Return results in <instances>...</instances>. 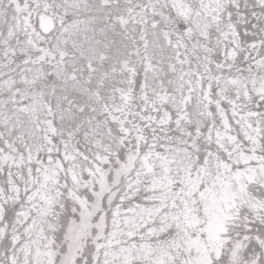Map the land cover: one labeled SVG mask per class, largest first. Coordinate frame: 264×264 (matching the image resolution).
<instances>
[{"label":"snow or ice","instance_id":"1","mask_svg":"<svg viewBox=\"0 0 264 264\" xmlns=\"http://www.w3.org/2000/svg\"><path fill=\"white\" fill-rule=\"evenodd\" d=\"M0 264H264V0H0Z\"/></svg>","mask_w":264,"mask_h":264}]
</instances>
